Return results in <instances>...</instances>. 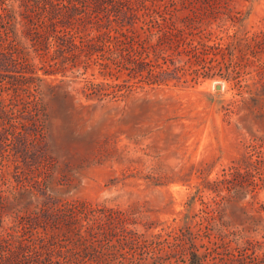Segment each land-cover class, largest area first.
I'll use <instances>...</instances> for the list:
<instances>
[{
  "label": "trees",
  "instance_id": "16d2710c",
  "mask_svg": "<svg viewBox=\"0 0 264 264\" xmlns=\"http://www.w3.org/2000/svg\"><path fill=\"white\" fill-rule=\"evenodd\" d=\"M226 10L231 0H0V264H138L163 250L185 255L187 264H208L209 255L221 260L215 264H264V238L246 234L226 213L227 204L247 195L254 204L264 190L263 135L198 187L190 204L201 206L166 231L141 229L134 205L93 204L56 188L73 177L52 148L50 105L70 93L65 78L48 75L98 64L111 78H86L87 93L98 99L111 87L132 88L131 78L155 62L162 69L150 76L161 80L184 64L168 69L159 60L191 67L219 53L223 41L212 23ZM250 38L227 47L234 54L264 33ZM242 61L227 62L231 79ZM220 67L218 60L210 69ZM124 70L130 76L115 81Z\"/></svg>",
  "mask_w": 264,
  "mask_h": 264
},
{
  "label": "rangeland",
  "instance_id": "374dc122",
  "mask_svg": "<svg viewBox=\"0 0 264 264\" xmlns=\"http://www.w3.org/2000/svg\"><path fill=\"white\" fill-rule=\"evenodd\" d=\"M231 9L212 23L223 41L216 56L192 60L191 67L189 60H159L163 68L184 64L161 80L150 76L151 70L160 74L158 63L152 69L147 65L129 81L132 88L121 89L126 95L115 87L102 99L87 93L86 78L111 80L98 64L48 75L55 81L65 78L70 93L50 105L52 148L73 177L71 186L57 185L59 195L134 205L139 227L151 225L149 233L170 229L201 206L199 200L190 204L198 187L222 176L255 135L264 136V38L234 54L227 47L235 38L264 33V0H231ZM218 60L223 67L213 73L210 67ZM231 60L245 63L234 69L238 79L228 76ZM127 72L115 81L129 77ZM211 194L207 188L206 197ZM252 202L247 195L227 204V218L246 234L264 238V190ZM160 255L145 254L138 264H187L178 251ZM208 257V264L221 263Z\"/></svg>",
  "mask_w": 264,
  "mask_h": 264
},
{
  "label": "water",
  "instance_id": "95a60500",
  "mask_svg": "<svg viewBox=\"0 0 264 264\" xmlns=\"http://www.w3.org/2000/svg\"><path fill=\"white\" fill-rule=\"evenodd\" d=\"M221 86H222L221 83L217 84V88H221Z\"/></svg>",
  "mask_w": 264,
  "mask_h": 264
}]
</instances>
